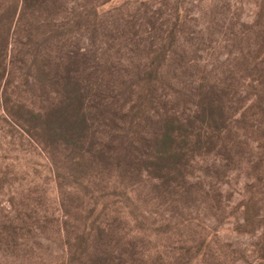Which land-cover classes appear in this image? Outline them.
<instances>
[{"label":"rangeland","instance_id":"374dc122","mask_svg":"<svg viewBox=\"0 0 264 264\" xmlns=\"http://www.w3.org/2000/svg\"><path fill=\"white\" fill-rule=\"evenodd\" d=\"M17 2L0 0V45L11 31L15 59L8 74L0 62V264H264L255 263L252 254L256 244L264 249V228L256 235L236 231L253 195L261 201L257 211L264 218V69L253 65L258 47L227 40L215 52L214 59L240 49L246 55L238 62L236 55H224L228 60L223 65L215 62L217 73L211 76L210 85L224 98L231 127H225L228 131L217 143L218 130L224 127L197 124L196 133L203 139L165 185L154 178L161 175L155 170L145 172L150 163L112 154L123 127L114 121V105L103 106L92 74L81 78V85H88L80 100L85 101L89 122L80 128L79 150L69 145L72 150L50 162L47 152L44 155L24 133L33 131L42 141L35 129L53 127L44 121L52 115L51 120L56 119V110L70 98L61 87H55L54 94L39 91L25 75L36 73L21 70L19 60L27 50L15 42L25 41L47 14L35 18L26 13L20 19L18 13L15 18ZM125 2L110 0L103 9ZM180 2L222 40L241 32L264 34V0ZM76 44L70 50H76ZM84 47L92 48L89 40ZM59 52L55 50L54 57ZM90 62L95 57L90 56ZM116 82L106 78L101 86L112 94ZM25 107L45 117L36 121ZM74 115L80 119L83 111ZM144 128L150 127H133ZM57 139L48 141L51 149L69 142ZM81 149L92 152L88 160L81 159Z\"/></svg>","mask_w":264,"mask_h":264},{"label":"trees","instance_id":"16d2710c","mask_svg":"<svg viewBox=\"0 0 264 264\" xmlns=\"http://www.w3.org/2000/svg\"><path fill=\"white\" fill-rule=\"evenodd\" d=\"M109 2L18 0L13 9L15 18L18 13L20 19L26 13L35 18L38 14H47L38 29L24 36L25 41L15 42L27 50L19 60L21 70L36 73L25 75L33 80V87L39 91L54 94L53 89L61 87L70 98V103H62L56 110V119L51 120L52 115L44 121V124L52 122L53 127L35 129L34 132L43 135L42 141L35 139L33 131H23L44 155L47 152L50 162L72 150L69 145L79 150L82 142L80 128L87 127L89 122L84 113L85 101L80 100L88 85L82 86L81 78L92 74L104 99L103 106L114 105L117 111L114 121L117 127H123L119 128L118 139L113 142L114 157L150 163L152 167L145 172L152 174L155 170L161 175L154 178L167 184V178L182 170L185 161L192 158V148L203 139L196 133L197 124L211 126L219 123L224 127L218 130L217 143L228 131L225 127H231L225 116L224 98L216 96L210 85L211 76L217 73L215 62L223 65L228 60H224V55L231 59L236 55L237 62L244 61L246 55L240 49L242 51L220 53L218 59H214L215 52L227 40L239 45L251 44V47H258L253 65L264 69V34L241 32L226 35L222 40V35L205 29L199 17H192L180 0H126L122 6L104 11ZM15 18L10 20L11 25ZM42 27L49 29L42 31ZM11 34V31L5 33L0 45V62L5 74L15 62L10 49ZM88 40L94 49L84 47ZM74 41H77V49L70 50ZM55 50L60 51L57 57H54ZM90 56L95 57L93 64ZM106 78L117 81L110 91L112 94H107L108 90L101 86V81ZM80 110L83 111L82 117L74 119V114ZM27 111L36 121L45 117L39 111ZM133 127L150 128L136 131ZM56 137H64L69 142L53 150L50 143L58 141ZM217 143L215 147H222ZM81 152L84 161L92 154L85 149ZM258 193L261 195V192L256 195ZM260 202L253 195L244 206L242 220L236 227L239 234L256 235L264 228V218L257 211ZM262 252L264 249L254 245L255 263L264 262Z\"/></svg>","mask_w":264,"mask_h":264}]
</instances>
